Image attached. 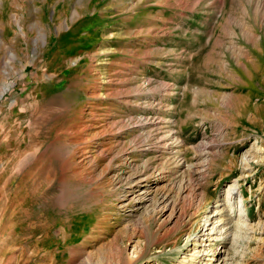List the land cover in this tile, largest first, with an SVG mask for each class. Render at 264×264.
<instances>
[{"label":"rangeland","instance_id":"374dc122","mask_svg":"<svg viewBox=\"0 0 264 264\" xmlns=\"http://www.w3.org/2000/svg\"><path fill=\"white\" fill-rule=\"evenodd\" d=\"M202 248L264 264V0H0V264Z\"/></svg>","mask_w":264,"mask_h":264},{"label":"bare ground","instance_id":"6f19581e","mask_svg":"<svg viewBox=\"0 0 264 264\" xmlns=\"http://www.w3.org/2000/svg\"><path fill=\"white\" fill-rule=\"evenodd\" d=\"M218 214L220 215L219 220L217 221L220 224L219 227H215V221H213V223H210V227L207 228V224L210 221L207 218L205 220L204 230L201 235L202 238L204 237L207 240H215L216 238L223 237L224 234L227 233L225 226L227 224L233 223L234 230L232 229L233 231L229 233H231V236L234 237V240L237 238L238 240H242L244 242L249 231L252 229L244 219L245 217L243 215H240L239 213L236 214L232 212L230 207H228L227 211L218 212ZM204 251L207 250L205 248H202L199 251H196L194 249L189 258L182 259L181 264H203V261H201L202 259L198 256V254Z\"/></svg>","mask_w":264,"mask_h":264}]
</instances>
